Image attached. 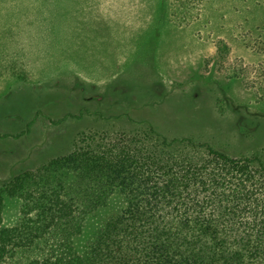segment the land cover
Here are the masks:
<instances>
[{
  "label": "rangeland",
  "instance_id": "1",
  "mask_svg": "<svg viewBox=\"0 0 264 264\" xmlns=\"http://www.w3.org/2000/svg\"><path fill=\"white\" fill-rule=\"evenodd\" d=\"M262 3L0 0V193L72 154L85 136L107 134V144L150 126L168 140L264 158ZM46 174L3 201L0 244L31 233L63 242L53 231L79 221L75 192L103 193L81 235L69 231L73 255L84 254L104 224L125 211L122 189H93L73 169ZM37 245L36 258L28 253L17 262L7 249L0 264L55 261Z\"/></svg>",
  "mask_w": 264,
  "mask_h": 264
},
{
  "label": "trees",
  "instance_id": "2",
  "mask_svg": "<svg viewBox=\"0 0 264 264\" xmlns=\"http://www.w3.org/2000/svg\"><path fill=\"white\" fill-rule=\"evenodd\" d=\"M107 137L85 136L69 156L13 179L0 193V210L6 197L25 193L42 173L73 169L93 189L120 187L125 211L104 224L84 254L73 255L68 241L73 228L57 226L53 234L63 233V242L52 243V235L39 240L33 233L19 242L2 239L1 260L7 249L17 262L28 253L36 258L37 244L43 243L51 257L57 255L55 261L31 264H264V158H234L190 138L168 140L152 126L105 144ZM75 196L81 209L73 231L81 235L105 195L78 190Z\"/></svg>",
  "mask_w": 264,
  "mask_h": 264
}]
</instances>
